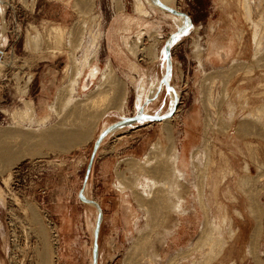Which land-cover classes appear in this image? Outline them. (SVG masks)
<instances>
[{"label": "rangeland", "instance_id": "obj_1", "mask_svg": "<svg viewBox=\"0 0 264 264\" xmlns=\"http://www.w3.org/2000/svg\"><path fill=\"white\" fill-rule=\"evenodd\" d=\"M80 1L0 0V38H5L4 44L0 43V61H12L0 69V129L19 126L31 136L22 145L29 151L24 159L8 170L0 159V264L93 263L94 239L85 219L90 215L94 219L95 208L85 203L81 195L97 203L101 211L96 264H193L199 255L191 251V246L201 224L216 220L221 208L227 218L234 216L233 208L225 207L232 199H236V205L242 203L243 216L249 220L246 234L255 223L260 224V248L257 244L256 252L260 249L264 259V0H246L252 22L243 23L248 27L244 43L248 49L256 41L261 46L255 53L258 62L250 63L247 57H240L245 62L241 66L254 68L247 80L233 77L245 74L242 68L234 71L240 69L234 66L238 62L217 67L204 58L205 36L215 33L221 24L217 0H173L172 9L186 15L190 22L179 35H175L168 13L157 8L155 0H141L143 11L136 0H92V4L86 2L80 9L79 16L76 7ZM63 9L68 15L66 22L60 20ZM76 20L81 25L72 33L70 25ZM57 26L66 28L61 42L53 32ZM171 36V73L168 81H163L164 44ZM70 53L77 69V83L88 65L97 63L102 70L109 66L123 85L124 100L120 106L110 107L113 90L105 86L100 101L92 102L100 115L88 141L68 151H51L42 147L40 133L62 123L81 99L93 96L100 78L89 83L85 93L78 91L77 84L70 85L65 101L55 103L57 89L67 85ZM231 65L233 71L229 70ZM150 72L159 80L160 88L155 95V89L151 96L148 91L147 97L152 98L146 103L154 102L156 96L152 113L159 116L149 122L140 119L105 135L85 181L94 141L106 126L141 112L135 91L137 86L140 91L147 90ZM156 79L152 78V82ZM242 80L249 93L263 94L259 99L254 97L250 108L254 117H261L250 120L252 127L248 123V130L240 134L235 126L241 114L235 116L229 93ZM168 87L178 93L172 112ZM193 110L198 113V125H194V133L189 136L185 120ZM167 116L171 137L157 144L159 122ZM6 140L10 145L11 139ZM183 143H188L191 151L186 164H176ZM147 149L150 154L137 160ZM195 149L198 151L193 153ZM152 150L158 153L153 156ZM204 161L207 167L203 166ZM104 164L109 165L107 173L103 172ZM197 165L202 166L206 177L201 191L193 186ZM243 166L249 172L240 185ZM210 169L217 179L224 178L216 192L212 189L214 176L207 185ZM228 169L234 171L233 176ZM117 173L126 188V200L137 214L135 221L139 219L135 231L129 228L130 236L123 235L119 224L113 228L109 223L112 215L121 221L129 219L127 215L120 216V198L113 187ZM143 178L150 180L149 189ZM183 208L191 214L195 212L197 217H185L183 227L189 228L190 236L170 248L166 231L177 225L178 212ZM62 220L69 230H61ZM152 242L156 245L154 252ZM125 257L129 261H124ZM236 258L237 264H248L243 254ZM212 264L220 263L214 260Z\"/></svg>", "mask_w": 264, "mask_h": 264}, {"label": "bare ground", "instance_id": "obj_2", "mask_svg": "<svg viewBox=\"0 0 264 264\" xmlns=\"http://www.w3.org/2000/svg\"><path fill=\"white\" fill-rule=\"evenodd\" d=\"M136 1H138V3L136 4L139 10L143 11L144 5L142 1L141 0H136ZM86 2H88L87 4H92V0L80 1L77 4L78 7H76V9H78L76 11L77 15L80 16V12H81L80 9L83 8ZM155 5L157 8L164 10L166 11V13H168V15L170 16V19L173 21L174 26H175V31H176L175 35H179L185 29H187V26L189 25V23H187V20H185L184 17L178 16L177 14H174L172 12L173 11L172 9L173 0H155ZM217 6L220 9V12L222 14V18L220 21L221 24L220 26H217L218 30L215 33H209L205 36L206 51L204 53V58L206 57V60L208 62H210L211 64L217 67L238 62L237 65H234V66L235 68H240V69H234V71H241V68H242V71L245 72L246 75L248 74L247 77L249 79L250 77H252L249 74L253 73L254 68L252 66L251 68H249V66L247 67L241 66V64L243 65L245 64V62L243 59H240V57L242 58L247 57L250 63L254 61L258 62V59L255 56V53L257 52V49L259 52V49L261 48L260 43L257 41L255 42V45L250 43L251 49H248V45L244 43L245 41L244 38L246 35L245 33L248 27L247 28L244 27L243 23L245 22V24H251L252 22V19L250 17L251 15H250L249 5L246 0H217ZM67 19H68L67 12L65 11V9H63L60 15V20L62 22H66ZM258 20L260 21V19ZM262 20L263 19L261 18V22ZM80 25H81L80 20L74 21L70 25L71 26L70 31L74 33V31H76L77 28L80 27ZM65 31H66V28L61 27V26H57L56 28L53 29L56 39L59 40L60 42L64 39ZM1 39L2 38H0V43L3 45L5 42V38L3 37V39L2 40ZM173 39H171V41H173ZM176 41L177 39L174 40L173 43H175ZM68 57H69V61L71 62V68L70 66H67L66 68V72L68 74L67 85H65L64 87L61 86L62 88L59 87L60 89H57L59 91H58V94L56 93L57 97L55 99V103L62 104V102L65 101V96L67 95L66 92L67 90L69 91L70 85L77 84L78 91L80 93H85L88 91V89L86 88L87 85L89 83L94 84V82L97 81L98 76L100 78H99L97 85L95 84L94 90L92 91L93 96L88 97L89 95H87L84 99H81L78 102L79 105L77 106L73 105L69 115L66 117V119L62 123H60L57 126L46 129L45 131L40 133L39 139L41 141L42 147H45L46 149H49L51 151L52 150L59 151V152L68 151L70 149L79 147L88 141V139L91 136V132L93 130L92 126L94 127L96 123V119L100 115L98 110L94 109V105H92V102L95 103L96 100L100 101L99 96L105 93V89H104L105 86H109L113 90L112 102H111L110 107H115L116 105L120 106L124 100L125 91H124L123 85L122 83L118 82L116 75L113 74V71L111 70L109 66H107L105 69L102 70L99 64L97 63L88 65L85 71L83 72L82 76L80 77L79 82L77 83L76 73H75L77 69H76V65H74L73 54L70 53ZM11 63L12 61H0V69L7 65H10ZM232 66L233 65H231L230 67L231 69L229 68V70L231 71H233ZM150 74H151L149 75L150 79L147 82L148 83L147 90L142 89V91H140V88H138L137 86V89L135 91L137 109L139 108L141 110L142 115L150 117V119H147V118L141 119L146 122H149V120H152V118H156L159 116V115H156L155 113H152L154 103L157 102L158 98L155 96L153 99H155L156 102L154 101L152 103L151 102L146 103L147 101H150V99L152 98V97L148 98L149 97L148 91H150V96H151L152 90L155 89L154 90V95H155L156 93L159 92V88H160V86L158 85L159 80L153 77L151 72ZM152 78L156 80L152 82ZM168 79L166 80L168 81ZM246 86H247L246 81L242 80L240 83L236 84L235 88H233V92L231 91V93H229L230 99H233L232 108H233V112H235V116H240L241 114V117L239 118L235 126L236 131L239 132L240 134L248 130L250 120L252 121L257 120V117H261V116H256L257 114L255 115L256 117H254L253 114L250 113L251 112L250 108L253 105L252 100L254 99V97H256V99H259L262 97L261 94L263 93H260V95L258 94L254 95L252 93H249V90L247 89ZM167 89H168L170 97L172 98V99L170 98L172 100V104L170 105V112H172L173 104L176 102L174 101V98L177 92L173 88L170 89V87H168ZM90 93L91 92H89V94ZM240 107H241V110L239 109ZM150 108H151V111H149ZM238 109L241 112L240 111L237 112ZM261 110L264 111V109H261ZM169 113L163 114V116H166ZM243 113L244 115H242ZM169 118L170 117L168 116L164 117L159 122V124H161V127L159 129L160 134L155 140L157 144L161 140H167V139L169 140V138L171 137L170 136V126L167 123ZM185 123H186V126L189 127V130L191 132L189 136H192L195 130L194 125H196V128L198 125V113L196 112V110H193L192 113L189 114L188 118H186L185 120ZM250 127H252L251 124H250ZM27 133L23 132V130L19 126H14V128L12 127V129L11 128L0 129V159L3 161V164L6 165L7 170L11 167L10 165L17 163L18 161H21L22 159H24V157L28 155L29 151L22 147V145L25 144V142H28L31 139V136ZM15 134L16 136H14ZM33 137L35 138L36 136H33ZM9 138L12 141L10 145H13L14 149H12V146H10L9 143L4 142V140L8 141L6 139H9ZM203 141L206 142V138H203ZM204 144L206 145V143ZM188 148H189L188 143L182 144L180 148L182 156L186 154ZM197 151L198 150L195 149L193 153H196ZM157 153H158L157 150H152L153 156L156 155ZM206 153H208V151ZM149 154L150 153H148V155ZM202 155H206V154H202ZM203 158H206V157L203 156ZM206 160L207 158L205 159V161ZM203 166H206V163ZM242 169H243L244 176H241V177L239 176L238 178L240 185L248 177L246 174H248L249 172V169L247 167L243 166ZM228 172L231 176L234 175L233 173L234 171H232V169H228ZM194 173L196 174V178H195V184L193 186L195 187V190L201 191V189L204 187V182H205L204 178H206L203 174L204 172L202 170V166L199 167V165H197ZM216 173L218 174V172ZM213 176H214V183H213L212 189L215 190L216 192L217 185L224 178L221 177L220 179L218 178L219 179L218 180L215 175V172H212L211 170L208 176L207 185H210V181L211 179H213ZM7 178L8 179L10 178V174H8ZM1 198L2 197L0 195V200ZM235 200L236 199H232L230 200L231 202H228L227 204L228 206L225 205L227 209H229V207L233 208L234 216L228 217L229 218L228 219L225 210L220 207L222 213L221 212L219 213V217L216 220H212V221L204 220L203 223L201 224L198 236L194 240L191 246L192 247L191 251L193 250L199 255L198 260H196V262L193 261V264H212L214 260H218L220 264H237L238 262L236 260L237 259L236 257L238 254H243L244 257L251 254V258L246 257V260H245L248 264H264L263 259L256 252L257 244L259 243V238H260V234H259V232L261 231V230L259 231L260 224L255 223L254 227L250 230L251 232L249 234H246L245 227L249 223L247 224L248 221L245 218V216H243L244 209L241 205L242 203L241 204L239 203L240 205L239 204L236 205L237 201L235 202ZM96 205L97 207H99L97 203ZM90 206L93 209L95 208L94 209L95 210L94 219L91 218V215H90V218L86 217L85 223H86L87 229L91 231V237L93 238L94 230L96 227L98 211H97V208L94 206V204L93 205L91 204ZM154 209L155 208L153 207L152 212H154ZM127 212H128L129 219H127L126 222L127 224H130V225L134 223L133 224L134 226L139 219L135 221L136 219L135 212L132 211L129 207L127 209ZM61 222H63L61 225V230H69L67 222L64 220H62ZM99 229H100V225H99ZM180 242L181 240H178L177 242H175V244H180ZM155 250H156V245L154 242H152V251L154 252ZM255 252L256 254H254ZM183 254L185 253L184 252L181 253V255ZM37 257H41V256L38 254ZM130 257H131V252L128 258ZM126 260L129 261V259L127 258L124 261ZM40 264H44V263L41 262Z\"/></svg>", "mask_w": 264, "mask_h": 264}, {"label": "crops", "instance_id": "obj_3", "mask_svg": "<svg viewBox=\"0 0 264 264\" xmlns=\"http://www.w3.org/2000/svg\"><path fill=\"white\" fill-rule=\"evenodd\" d=\"M233 77L235 79H247L248 78L247 75L246 74H243V73H241L240 75L239 74L238 75L236 74ZM186 141L187 140H184V142H186ZM150 142L148 141V144ZM236 142H241V141H238L237 140ZM190 151H191L190 148H188L186 154L184 156H182V153H181V150H180L179 153H178V156H177L176 164H179V163L181 165L182 164H186V161L188 160V154L190 153ZM148 153H149V150L146 151L142 156H140L139 158H137V160L140 161V160L144 159L148 155ZM131 159H134V158H131ZM134 160H136V158ZM108 166H109L108 164H104L103 165V172L104 173H107V171L109 170ZM119 178H120V174L117 173L116 178L113 181V187H114L115 191L119 194V198H120V210H121L120 216H122V215L123 216H126V215L128 216V212H127L128 207L132 211H133V209H132V205H129V202L126 200L127 199V195L125 194V189L126 188H125L124 185H122L120 183ZM143 180L145 181V183H144L145 184V188L146 189H149L150 180L149 179H145V178H143ZM102 210H103V208H102ZM135 215H137V214L135 213ZM191 215H195V212L191 214L189 212V209L186 210V209L183 208L182 211L178 212V218H179V220H177L178 221L177 222V225L175 227H173L172 229L166 231V235H165L166 237L170 238V248H173L174 246L179 245V244H175V242H177L178 240H181V242H180V244H181V243L184 242L183 239L186 240L187 237L190 236V234L188 233L189 228L188 227L187 228H184L183 227V222L185 223V221H186L185 220V217H189ZM194 217H197V215H195ZM120 222H121V224H120ZM248 222H249V220H248ZM109 223H110V225L113 228L116 227L117 224H119L122 227V230H123V233H124L123 235L124 236H130V235H127V233H129V228L130 227H132L133 228V231H135V228H134L135 225L133 226L134 223L131 224V225L130 224H127L126 220L121 221L120 218L117 215L116 216L115 215H112L110 217V219H109ZM258 248H260V240H259V243H258ZM258 254H259V256L261 258H263L262 257L263 252H260V249L258 250ZM246 257H248V255ZM245 260H246V258H245ZM263 261H264V259H263Z\"/></svg>", "mask_w": 264, "mask_h": 264}, {"label": "water", "instance_id": "obj_4", "mask_svg": "<svg viewBox=\"0 0 264 264\" xmlns=\"http://www.w3.org/2000/svg\"><path fill=\"white\" fill-rule=\"evenodd\" d=\"M174 14H177L178 16H182L185 18V20H187V23L190 24L189 22V18L184 15V14H181L179 12H176V11H172ZM183 31V30H182ZM178 34V33H177ZM173 38V36H171L169 38V40H167L164 44V59H165V62H166V68H165V75L163 76V81L168 79L169 76H170V73H171V64H170V56H169V52H170V40ZM144 118H147V119H150L149 116H145V115H142V113H137L135 116H132L131 118H126V119H121L113 124H110V126L106 127L105 129L101 130V132L99 133L98 137L96 138V140L94 141V144H93V151H92V154H91V157H90V160L88 162V166H87V169H86V174H85V181L87 180L88 178V174H89V171H90V168H91V165H92V161H93V158H94V155H95V152L97 150V148L99 147L101 141L103 140V138L105 137V135H107L109 132L115 130V129H118V128H121L122 126H126V125H130L140 119H144ZM82 198V200L85 202V203H88V204H92L93 205V202L91 201H88L86 200L82 195L80 196ZM94 206L97 208V211H98V216H97V221H96V227H95V230H94V235H93V239H94V249H93V263L92 264H96V258H97V254H96V251H97V237H98V229H99V225H100V221H101V211L99 209V207H97L95 204Z\"/></svg>", "mask_w": 264, "mask_h": 264}]
</instances>
